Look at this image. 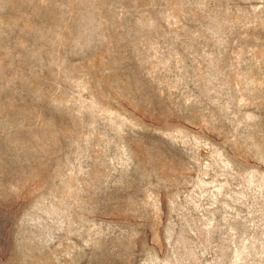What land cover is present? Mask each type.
I'll use <instances>...</instances> for the list:
<instances>
[{
    "label": "rangeland",
    "instance_id": "374dc122",
    "mask_svg": "<svg viewBox=\"0 0 264 264\" xmlns=\"http://www.w3.org/2000/svg\"><path fill=\"white\" fill-rule=\"evenodd\" d=\"M0 264H264V0H0Z\"/></svg>",
    "mask_w": 264,
    "mask_h": 264
}]
</instances>
